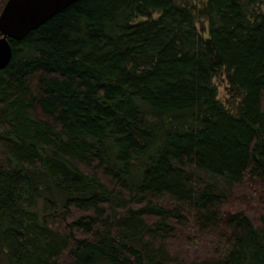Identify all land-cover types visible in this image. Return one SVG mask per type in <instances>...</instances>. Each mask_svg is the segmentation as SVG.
Listing matches in <instances>:
<instances>
[{"label": "trees", "instance_id": "16d2710c", "mask_svg": "<svg viewBox=\"0 0 264 264\" xmlns=\"http://www.w3.org/2000/svg\"><path fill=\"white\" fill-rule=\"evenodd\" d=\"M11 43L0 264H264V0H79Z\"/></svg>", "mask_w": 264, "mask_h": 264}, {"label": "water", "instance_id": "95a60500", "mask_svg": "<svg viewBox=\"0 0 264 264\" xmlns=\"http://www.w3.org/2000/svg\"><path fill=\"white\" fill-rule=\"evenodd\" d=\"M79 0H7L0 14V70L12 60L11 40H22Z\"/></svg>", "mask_w": 264, "mask_h": 264}, {"label": "rangeland", "instance_id": "374dc122", "mask_svg": "<svg viewBox=\"0 0 264 264\" xmlns=\"http://www.w3.org/2000/svg\"><path fill=\"white\" fill-rule=\"evenodd\" d=\"M216 82L219 86L220 97L224 100L225 99L227 100V97L229 96V94H228L227 89H226L228 81H227L225 73H223V72L220 73V75H218L216 77Z\"/></svg>", "mask_w": 264, "mask_h": 264}]
</instances>
